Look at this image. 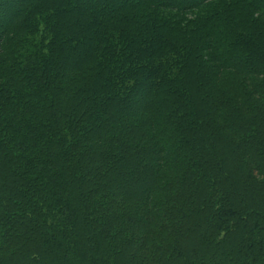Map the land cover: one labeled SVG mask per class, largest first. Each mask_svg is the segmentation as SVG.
<instances>
[{"label":"trees","instance_id":"1","mask_svg":"<svg viewBox=\"0 0 264 264\" xmlns=\"http://www.w3.org/2000/svg\"><path fill=\"white\" fill-rule=\"evenodd\" d=\"M0 264H264V0H0Z\"/></svg>","mask_w":264,"mask_h":264}]
</instances>
